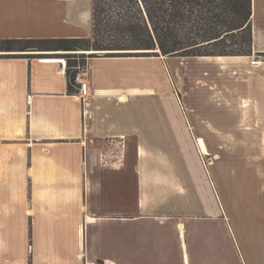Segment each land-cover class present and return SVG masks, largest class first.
Returning <instances> with one entry per match:
<instances>
[{
	"label": "crops",
	"instance_id": "crops-1",
	"mask_svg": "<svg viewBox=\"0 0 264 264\" xmlns=\"http://www.w3.org/2000/svg\"><path fill=\"white\" fill-rule=\"evenodd\" d=\"M250 24L185 77L92 56L84 102L58 52H0V264H264V0ZM91 35V0H0V40ZM228 130L262 137L223 155Z\"/></svg>",
	"mask_w": 264,
	"mask_h": 264
},
{
	"label": "trees",
	"instance_id": "trees-1",
	"mask_svg": "<svg viewBox=\"0 0 264 264\" xmlns=\"http://www.w3.org/2000/svg\"><path fill=\"white\" fill-rule=\"evenodd\" d=\"M250 17L251 0H91L90 38L0 40V52L107 50L132 51L107 56L249 55ZM74 76L75 71L67 73L70 94L76 92Z\"/></svg>",
	"mask_w": 264,
	"mask_h": 264
},
{
	"label": "rangeland",
	"instance_id": "rangeland-1",
	"mask_svg": "<svg viewBox=\"0 0 264 264\" xmlns=\"http://www.w3.org/2000/svg\"><path fill=\"white\" fill-rule=\"evenodd\" d=\"M58 52V54H60L58 57H62L59 59H63L65 61V64L67 65V67L69 68L71 65V68L69 71H75L72 67L77 66V65H85L87 66L88 64V59L92 56H96V55H124V54H108V52H125V51H107V50H103V51H94V50H90V51H56ZM56 57V58H58ZM176 59H174V62H178V60H180V62H184V60L179 59V58H183V57H175ZM171 60H169L170 62ZM172 62V61H171ZM176 62V63H177ZM180 65V71H181V75L182 77L187 76L186 73V67L184 65V63ZM181 84H182V80ZM184 85V83H183ZM186 85V84H185ZM177 90V89H176ZM177 94L179 95V97L181 98L180 92L177 91ZM175 121H180V113H176L175 114ZM199 134L198 132H196V135ZM222 134V142L220 146V154H246L249 152V150H253L252 147L248 146V141L252 140V139H258L261 138V132H253V131H223L221 132ZM202 152L204 153L205 151L203 150L202 147H200ZM113 152L112 153H116V151H120L119 147H113ZM115 149V152H114ZM111 154V151H110ZM207 154V153H206Z\"/></svg>",
	"mask_w": 264,
	"mask_h": 264
},
{
	"label": "built area",
	"instance_id": "built-area-1",
	"mask_svg": "<svg viewBox=\"0 0 264 264\" xmlns=\"http://www.w3.org/2000/svg\"><path fill=\"white\" fill-rule=\"evenodd\" d=\"M72 68L75 70L74 82L77 85L74 97L84 102L90 96L88 68L85 65H77Z\"/></svg>",
	"mask_w": 264,
	"mask_h": 264
},
{
	"label": "bare ground",
	"instance_id": "bare-ground-1",
	"mask_svg": "<svg viewBox=\"0 0 264 264\" xmlns=\"http://www.w3.org/2000/svg\"><path fill=\"white\" fill-rule=\"evenodd\" d=\"M47 60H51V61H58V62H65L63 59H59V58H46ZM200 141V140H199ZM204 154H206V152H204Z\"/></svg>",
	"mask_w": 264,
	"mask_h": 264
},
{
	"label": "water",
	"instance_id": "water-1",
	"mask_svg": "<svg viewBox=\"0 0 264 264\" xmlns=\"http://www.w3.org/2000/svg\"><path fill=\"white\" fill-rule=\"evenodd\" d=\"M127 52H132V51H125V52H108V53H127Z\"/></svg>",
	"mask_w": 264,
	"mask_h": 264
}]
</instances>
